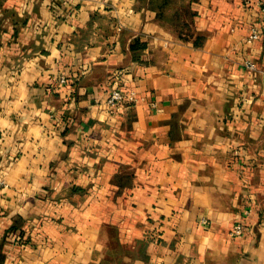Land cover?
Wrapping results in <instances>:
<instances>
[{"label": "crops", "instance_id": "0c3cea01", "mask_svg": "<svg viewBox=\"0 0 264 264\" xmlns=\"http://www.w3.org/2000/svg\"><path fill=\"white\" fill-rule=\"evenodd\" d=\"M184 5L0 0V264H264V10Z\"/></svg>", "mask_w": 264, "mask_h": 264}, {"label": "built area", "instance_id": "2783aa9c", "mask_svg": "<svg viewBox=\"0 0 264 264\" xmlns=\"http://www.w3.org/2000/svg\"><path fill=\"white\" fill-rule=\"evenodd\" d=\"M243 4L246 7L257 6L264 10V0H243ZM261 35H264V25L260 28L257 25L251 27L250 35L247 39L248 43H252L254 40L258 39ZM245 65L249 69H255L256 64L252 61H246ZM62 82H66L65 78H62ZM138 101L137 92L134 89L130 90H120L115 89L111 92L107 99V104L111 113L118 112L121 108L131 105ZM4 182L0 180V188ZM245 231V226L243 224H236L231 230V234L234 236L241 235Z\"/></svg>", "mask_w": 264, "mask_h": 264}, {"label": "trees", "instance_id": "16d2710c", "mask_svg": "<svg viewBox=\"0 0 264 264\" xmlns=\"http://www.w3.org/2000/svg\"><path fill=\"white\" fill-rule=\"evenodd\" d=\"M149 6L158 8L160 16L174 24H180L190 13L188 6L184 5V0H149Z\"/></svg>", "mask_w": 264, "mask_h": 264}]
</instances>
